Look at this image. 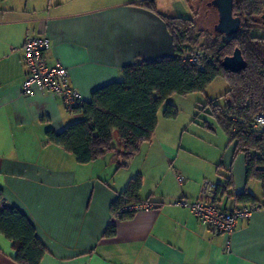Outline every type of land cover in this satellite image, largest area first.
I'll return each mask as SVG.
<instances>
[{
	"label": "crops",
	"instance_id": "0c3cea01",
	"mask_svg": "<svg viewBox=\"0 0 264 264\" xmlns=\"http://www.w3.org/2000/svg\"><path fill=\"white\" fill-rule=\"evenodd\" d=\"M139 1L0 0L4 200L34 225L47 249L41 264H264L263 207L239 221L229 235L214 233L175 204L181 198L197 200L205 179L220 184L232 180L233 186L219 193L225 208L238 204L235 195L246 189L258 195L253 180L246 178L245 155L235 154L234 144L224 149L221 142L208 149L186 129L202 103L200 97H189L196 93L183 96L193 98L186 118L173 101L179 110L175 118L166 117L161 107L153 138L121 168L114 152L80 163L52 143L47 131L61 132L78 116L53 93H22L28 74L22 47L28 31L49 38L48 63L59 61L68 68L71 84L85 101L97 88L120 80L124 67L173 55V32ZM163 1L156 0L160 13L180 16L161 10ZM139 174V196L154 207L117 217L112 204ZM177 175L184 176L182 183ZM110 225L115 233L107 235ZM15 254L13 243L0 233V264H19Z\"/></svg>",
	"mask_w": 264,
	"mask_h": 264
},
{
	"label": "trees",
	"instance_id": "16d2710c",
	"mask_svg": "<svg viewBox=\"0 0 264 264\" xmlns=\"http://www.w3.org/2000/svg\"><path fill=\"white\" fill-rule=\"evenodd\" d=\"M185 1L192 7L201 0ZM138 4L167 23L174 35L173 55L124 67L120 80L97 88L89 101L70 111L78 116L77 121L58 133L48 130L49 140L72 153L80 163L114 152L119 158L118 167H125L141 145L153 138L161 107H165L166 117L177 116L179 110L169 101L171 96L202 92L220 76L229 85L220 97L224 102L208 98L198 110L221 125L229 143L235 146V154L245 155L247 181L261 182V201L248 189L235 195L236 201L264 208V128L256 131L251 127L253 118L264 112V0H234V14L242 20L240 30L231 36L215 32V38L206 39L200 47L196 18L166 16L159 12L156 0H140ZM236 48L241 50L247 66L234 73L224 69L222 61ZM196 50L202 54L200 65L187 59ZM232 186L228 178L218 183V192L225 193ZM142 187V175L133 177L112 204V212L117 217H128L133 213L120 212L125 204L149 201L140 198ZM0 233L13 243L17 263L41 264L47 252L45 245L27 216L4 200L1 189ZM114 233V226H108L106 234Z\"/></svg>",
	"mask_w": 264,
	"mask_h": 264
},
{
	"label": "built area",
	"instance_id": "2783aa9c",
	"mask_svg": "<svg viewBox=\"0 0 264 264\" xmlns=\"http://www.w3.org/2000/svg\"><path fill=\"white\" fill-rule=\"evenodd\" d=\"M51 48V42L46 36H38L30 31L25 35L23 43L24 63L28 74L22 83V93L33 95L36 92L53 93L63 102L67 110L72 111L77 105L84 103L80 90L71 84L69 70L61 62L49 64L46 53ZM202 54L200 51H193L187 59L194 64L200 65ZM253 130L264 128V112L258 113L252 121ZM179 183L184 181V176L177 175ZM175 204L189 209L197 220L213 231L232 235L239 221L251 218L253 213L260 209V204H236L231 208H225L221 203L218 192V183L205 179L195 201L181 198ZM154 207L150 201H142L125 204L120 212L136 213L142 210H150ZM230 240L226 243L227 251L230 250Z\"/></svg>",
	"mask_w": 264,
	"mask_h": 264
},
{
	"label": "rangeland",
	"instance_id": "374dc122",
	"mask_svg": "<svg viewBox=\"0 0 264 264\" xmlns=\"http://www.w3.org/2000/svg\"><path fill=\"white\" fill-rule=\"evenodd\" d=\"M191 4V2L187 3L185 0H164L163 2H160V8L164 12L168 10L169 12L176 14L180 12L181 16H186V12L189 14L191 13L190 15L196 18L197 21L196 29L201 33L200 44L198 45V47H200L206 39L211 37L215 38L216 33L214 31V26L218 22V13L215 8L208 5L206 0L197 1L196 3L194 2L192 7ZM227 89L228 82L225 78L219 76L216 78V80H213V82H211L204 91L192 94L189 97L201 98L202 103L198 105V107H202L207 102L208 96L219 98L220 102L223 103L224 99L220 98V96H223ZM193 98H187L188 100H183L185 99L183 96L173 95L169 98V101L175 102L181 109V117L186 118L187 115L191 114L192 112L190 99ZM198 109L199 108H197L194 115L191 117L190 124L186 127L188 132L190 134L197 135L199 141L208 149H215L216 145H221V142H223L224 149H226L227 146L230 147L231 144L229 143V138L221 125L213 118V116L201 110L199 111ZM197 113H199L198 117L196 116ZM206 121H208V125L205 124ZM251 185L253 187L256 186V193H258V197L256 195L255 197L261 201L263 197L261 182L258 180H253Z\"/></svg>",
	"mask_w": 264,
	"mask_h": 264
},
{
	"label": "water",
	"instance_id": "95a60500",
	"mask_svg": "<svg viewBox=\"0 0 264 264\" xmlns=\"http://www.w3.org/2000/svg\"><path fill=\"white\" fill-rule=\"evenodd\" d=\"M208 5L215 8L218 13V22L214 26L215 32L231 36L240 30L242 20L240 16L234 14V0H211ZM262 20L264 23V16ZM222 66L224 69L236 73L246 68L247 62L241 50L236 48L232 55L224 58Z\"/></svg>",
	"mask_w": 264,
	"mask_h": 264
}]
</instances>
